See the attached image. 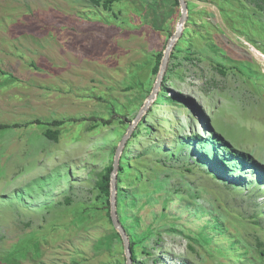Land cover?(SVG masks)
Returning <instances> with one entry per match:
<instances>
[{
	"label": "rangeland",
	"instance_id": "obj_1",
	"mask_svg": "<svg viewBox=\"0 0 264 264\" xmlns=\"http://www.w3.org/2000/svg\"><path fill=\"white\" fill-rule=\"evenodd\" d=\"M185 2L191 22L160 86L173 100L155 103L158 91L124 145L135 264H264V0ZM179 16L170 0H0V264L121 260L104 211L81 209L95 205V174L147 100V66ZM93 117L111 124L78 123Z\"/></svg>",
	"mask_w": 264,
	"mask_h": 264
},
{
	"label": "trees",
	"instance_id": "obj_2",
	"mask_svg": "<svg viewBox=\"0 0 264 264\" xmlns=\"http://www.w3.org/2000/svg\"><path fill=\"white\" fill-rule=\"evenodd\" d=\"M116 1L117 0H89V2L91 4H93L95 6L102 5L105 9H110L111 5ZM170 1L172 2V6L174 8L179 6L178 0H170ZM192 6H193V4L186 3L187 11H190ZM178 13L179 12L177 11L176 14H178ZM230 13H232V12H230ZM165 14L167 16L168 15L170 16L173 13H172V10L168 9L165 11ZM235 17L238 19L244 18V17L249 19V16L235 15ZM187 20H188V22H191L190 18H187ZM246 23H249V22H245V24ZM252 23L250 22L249 24L251 25ZM257 25H258V27L260 26V24H257ZM163 26H165V29L167 28L166 25H163ZM259 28L261 30L260 33H263L264 30L261 27H259ZM184 31L187 32L190 30L185 29ZM194 33L197 34L198 32H194ZM182 40H184V39L181 38L179 41H182ZM177 50H178V47L176 45L175 48L173 49L171 56H169V60H172L175 58L176 53L178 52ZM262 52L264 53V50H262ZM161 58H162V52H161V50L160 51L158 50L154 53V56H152V60L149 61L150 64L147 63V64H149L148 66L147 65L146 66L148 69V73L150 75H153V76L157 75ZM218 70L220 72H222V67H218ZM170 72H171V66L167 64V68H166L165 74H164L163 79H162V84H164L165 82H167L169 80ZM142 84L143 83H141L139 81L135 82L136 88H138L141 91H145L142 89ZM130 87H132V86H129L126 89L130 90L131 89ZM163 88H164V86H162L161 89H159V93L156 96L155 103H157L159 101H163V100H171V101L173 100L172 98H169V99L166 98V94H165ZM144 89H145V87H144ZM146 92H148V91H146ZM141 96H143V95H141ZM141 96L135 95L133 97V99L131 100V102H129V103H133V102L137 101L139 99V97H141ZM183 105L186 106L188 104L184 103ZM118 107L119 106L117 104H114V103L111 104V102H110V108H108L110 112H108V113H110V114L112 113L113 115H116L117 112H119ZM119 120H120L119 121L120 123H124L123 120L122 121H121V119H119ZM74 121L75 120L53 121L50 124V128L45 129V131L43 132V135L48 140H51L53 142H57L58 136L60 135L61 127L65 123H69V125H70ZM76 121H78V120H76ZM80 121L81 122H78L80 124H82L85 121L92 122L88 126V130H90V131L93 129H97L98 127H101V126H106V125L111 124V120H105L103 118H98V117H93V118H89L86 120L83 119ZM140 125H141V123L136 126L135 130L132 131L130 137L126 141V144H125L126 147L130 144V142H132V140H134L135 138L138 137L139 132H140V130H139ZM2 127H4V126H2ZM77 139H79V138H77V137L73 138L74 141ZM114 152H115V147L110 152V159H109L108 165L103 170H101L95 174L96 180H95V184L93 187L94 191H95V198H94L95 205L90 207V208H83V209H81L82 212H81V210H80V212L81 213L87 212V213L91 214V213H98V212L104 211V213H105L104 216H106V218L108 219V222L111 226V232H110V234H107V238L110 239L111 242L118 243L122 249L121 238H120L118 232L114 229V227L111 223L110 215H109L110 174L112 171ZM132 170H133V167L131 168L128 166V164L125 163L124 147H123L122 152H121L120 157H119V160H118V167H117V173H116L115 212H116V217H117L118 222L120 223V225L122 226L123 230L125 231V233L128 237L132 264H135L137 261V257H138V251L136 249L137 243L134 241L133 238L136 236V234L130 233L131 228H130V226H128V223H126V221H125V218H129V217H127L128 216L127 211H125L126 209H124L125 206H128V201L130 202V204L133 203V200L127 199V196H125L126 195L125 194V187H129L132 183H127L126 181L123 180L126 177V175L128 173H130ZM139 179H140L139 175L134 174L133 180L138 181ZM68 203H69V200L65 199V204H68ZM81 213H79V214H81ZM134 222L135 221H132L133 224H134ZM78 223H81V222L78 221ZM40 239L44 240V236H40ZM255 247H256V251H257L259 258L264 261V244L262 242H256ZM17 248L18 247L16 246V249ZM13 253H15V252L10 253V255L8 254V257L13 258V256H12ZM140 253L148 254V252H146V250H144V249L140 250ZM72 264H77V263L73 262ZM115 264H124L123 252H122L121 260L116 261Z\"/></svg>",
	"mask_w": 264,
	"mask_h": 264
},
{
	"label": "water",
	"instance_id": "obj_3",
	"mask_svg": "<svg viewBox=\"0 0 264 264\" xmlns=\"http://www.w3.org/2000/svg\"><path fill=\"white\" fill-rule=\"evenodd\" d=\"M178 3L180 7V16L176 24L175 32L173 33V35L170 37V39L166 43L165 49L162 54V58L159 63V69L156 75V80L151 88V91L149 93L147 100L143 104L142 108L139 110L138 115L133 119L131 124L128 125L125 134L122 136L118 145L116 146L114 156H113L112 171L110 174L109 215H110L111 223L114 229L118 232L121 238L122 252L124 256V264H132V260H131V252L129 248L128 237L125 231L123 230L122 226L118 222L117 217H116V212H115L116 173H117V167H118V160H119L120 154L122 152V149L127 139L130 137L139 119V116L145 111L147 105L149 104V101H151L156 96L157 92L160 89L161 81L163 79V76L167 68V62L169 59L172 46L174 45L175 40L177 39V37L179 36L183 28L184 21H186L187 19V7H186L185 0H178Z\"/></svg>",
	"mask_w": 264,
	"mask_h": 264
}]
</instances>
